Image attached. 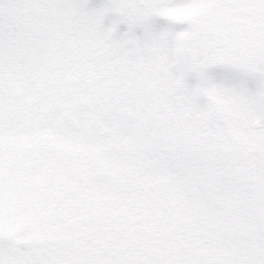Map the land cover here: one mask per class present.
<instances>
[{"label": "snow or ice", "instance_id": "6c2138e0", "mask_svg": "<svg viewBox=\"0 0 264 264\" xmlns=\"http://www.w3.org/2000/svg\"><path fill=\"white\" fill-rule=\"evenodd\" d=\"M0 264H264V0H0Z\"/></svg>", "mask_w": 264, "mask_h": 264}]
</instances>
